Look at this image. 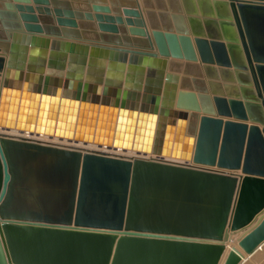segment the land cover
Segmentation results:
<instances>
[{
	"label": "water",
	"instance_id": "water-1",
	"mask_svg": "<svg viewBox=\"0 0 264 264\" xmlns=\"http://www.w3.org/2000/svg\"><path fill=\"white\" fill-rule=\"evenodd\" d=\"M0 130L159 157L0 131V264H220L234 233L239 264L264 246V0H0Z\"/></svg>",
	"mask_w": 264,
	"mask_h": 264
},
{
	"label": "bare ground",
	"instance_id": "bare-ground-1",
	"mask_svg": "<svg viewBox=\"0 0 264 264\" xmlns=\"http://www.w3.org/2000/svg\"><path fill=\"white\" fill-rule=\"evenodd\" d=\"M0 131L2 132V130H0ZM2 133H5L6 135L13 136V137H21V138L30 139V140H38V141L43 142V143H51V144H57V145L68 146V147H77V148L80 147V148H85L88 150L105 152L109 155L119 156V157L122 156L125 158H133V157L146 158V159L159 158L158 156H155V155H142V154H137L133 151L115 149V148L107 147V146L84 145L82 143H77V142L68 141V140H64V139H56L54 137L51 138L49 136H44V135L21 133V132H18L16 130H4ZM168 161H173V160L169 159ZM180 162H182V161H179V163ZM238 238H239L238 233L232 234L231 240L226 245V252H225L220 264H224L226 262L228 255H229V252L231 251V248L234 245H236V243H237L236 241ZM261 249H264V246H262L260 249H258L253 255L257 254ZM253 255L250 257L243 256V258L239 264L247 263V260L249 261L253 257Z\"/></svg>",
	"mask_w": 264,
	"mask_h": 264
},
{
	"label": "crops",
	"instance_id": "crops-1",
	"mask_svg": "<svg viewBox=\"0 0 264 264\" xmlns=\"http://www.w3.org/2000/svg\"><path fill=\"white\" fill-rule=\"evenodd\" d=\"M204 78H205V80L207 81V77L205 76Z\"/></svg>",
	"mask_w": 264,
	"mask_h": 264
},
{
	"label": "rangeland",
	"instance_id": "rangeland-1",
	"mask_svg": "<svg viewBox=\"0 0 264 264\" xmlns=\"http://www.w3.org/2000/svg\"><path fill=\"white\" fill-rule=\"evenodd\" d=\"M262 251H264V249H261ZM254 256V255H253ZM247 262H248V260H247ZM246 264V263H245Z\"/></svg>",
	"mask_w": 264,
	"mask_h": 264
}]
</instances>
